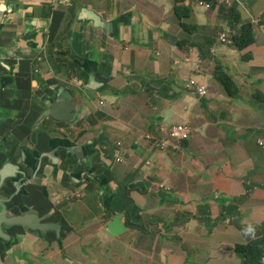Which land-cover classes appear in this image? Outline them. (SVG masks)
I'll use <instances>...</instances> for the list:
<instances>
[{
  "label": "crops",
  "instance_id": "obj_1",
  "mask_svg": "<svg viewBox=\"0 0 264 264\" xmlns=\"http://www.w3.org/2000/svg\"><path fill=\"white\" fill-rule=\"evenodd\" d=\"M65 1L6 0L0 7V59L15 67L11 73L0 65V158L4 164L11 145L25 146L35 187L25 185L24 194L34 192L38 210L43 208L40 195L47 197L49 218L63 222L59 235L12 228L13 248L7 250L0 241V264L70 262L65 249L87 229L112 219L101 212L126 221L116 234L125 249L121 264H134V251L154 238L163 251L192 257L191 264H242L236 245L252 241L264 224V163L257 143L264 136V79L259 78L264 73L255 71L264 61V0L232 1L242 21L254 25L255 43L242 51L212 46L217 27L227 23L218 13L225 0H207L212 11L198 7V0L61 4ZM72 1L74 6H66ZM178 5L193 11L185 21L174 14ZM24 10L30 16L21 26L17 18ZM54 45L67 51L66 62L53 60L49 51ZM217 66L248 87L228 96L216 80ZM36 75L45 78V85H37ZM192 78L209 87L206 98L186 88ZM59 86L82 109V144L88 151L97 149L107 165L94 178L76 163L58 177L41 166L32 175L33 139L41 130L36 106ZM180 124L192 130L181 150L161 151L147 139H159ZM61 130L46 139L44 152L76 148L74 136L66 135L70 130ZM52 140L61 144L52 147ZM13 156L14 163L21 160L19 153ZM241 180L243 189L234 196ZM72 192L81 196L71 197ZM227 206L233 209L226 212ZM248 228L254 231L246 234Z\"/></svg>",
  "mask_w": 264,
  "mask_h": 264
},
{
  "label": "water",
  "instance_id": "obj_2",
  "mask_svg": "<svg viewBox=\"0 0 264 264\" xmlns=\"http://www.w3.org/2000/svg\"><path fill=\"white\" fill-rule=\"evenodd\" d=\"M92 20H96L95 17ZM2 66L7 68L11 73L15 70V67L9 63ZM80 86L81 84H77L76 88ZM12 93L15 95L14 89H12ZM45 99H47V102L43 98L36 106L38 111L37 125H40L41 130L33 139L34 150L31 153L30 159V163H34L32 175L36 174L41 166L49 174L58 177L59 175L68 173L74 163L78 166L83 164L85 173L91 178L107 169V165L102 163L97 157V149L90 148V151H88V148L82 144L83 140L81 138L86 134V130L80 122L82 109L76 107L73 103V94L67 92L62 86H59L55 89L54 95L50 94L49 98ZM61 129L70 130L66 135L74 136V140L72 141L76 148L70 147L68 150L71 153L65 151L67 150L65 148L44 152L42 149L47 146L46 139L53 134L63 133ZM57 144H61V142L52 140V147H56ZM16 153H19L21 157L18 163H14L12 160L13 155ZM8 155L9 158L4 164H2V158H0V195H3L0 196V241L7 250H10L13 248L14 237L8 233V229L23 227L41 234L55 232L59 235L63 222L57 221L54 216L49 218L48 214L51 212V208L45 207L49 202L44 195H40L39 197L43 201L42 210L37 209V205L34 204L33 199L30 203L27 201L29 197H34V192L26 196L24 194V186H30L32 189L35 186L27 169L28 155L25 146L22 147L19 144L11 145L8 149ZM13 172L14 174L12 175ZM39 172L41 173V171ZM8 179L18 180L16 184L17 191L11 188L4 190ZM60 187L66 189L62 185ZM11 194H14L13 197H7ZM75 194L76 192H72L70 196L74 197ZM17 198L20 200L19 204H15V199ZM6 255H8V252H6Z\"/></svg>",
  "mask_w": 264,
  "mask_h": 264
},
{
  "label": "rangeland",
  "instance_id": "obj_3",
  "mask_svg": "<svg viewBox=\"0 0 264 264\" xmlns=\"http://www.w3.org/2000/svg\"><path fill=\"white\" fill-rule=\"evenodd\" d=\"M68 1L70 0H66L61 4H65ZM5 2L6 0H0V7ZM241 7L244 11L246 5L243 1H241ZM168 12V7H166L164 14L166 19L168 17ZM176 13L181 20L184 19V15L180 11H177ZM249 13L253 15L254 12L252 8L249 9ZM29 16L30 14L25 10L22 13H19L17 18L18 23L21 26H26L28 24ZM6 63H9V61L6 59H0V65H4ZM255 71L257 73H264V61L258 63ZM259 78L264 79V75H260ZM237 85L238 88H247L249 84L247 82H243L237 83ZM242 189L243 183L241 180L234 196L239 194ZM184 198V202L187 203V194L184 195ZM32 199L33 197H29L27 201L30 203L32 202ZM201 203L202 200H199L198 204ZM194 204L195 201H193L190 206H194ZM101 213L112 219L109 222H100L95 227L87 229L80 237L77 244L74 243L69 248H66L65 253L71 263L66 262L65 264H121L120 258L124 254L125 249L116 234L126 224V221L124 217L116 218L106 212ZM146 217L147 214L145 212L141 214L142 219H145ZM204 230L208 231L206 227ZM134 253L136 257L134 264H191L192 260V257H189L185 253L163 251L157 238L152 239L149 246L136 249Z\"/></svg>",
  "mask_w": 264,
  "mask_h": 264
},
{
  "label": "trees",
  "instance_id": "obj_4",
  "mask_svg": "<svg viewBox=\"0 0 264 264\" xmlns=\"http://www.w3.org/2000/svg\"><path fill=\"white\" fill-rule=\"evenodd\" d=\"M75 2L72 1L68 3L66 6L72 7L74 6ZM181 12L184 15V19L181 20L176 12ZM193 13L192 9L188 6L178 5L174 8V14L176 18L180 21H185L188 19L191 14ZM220 16L227 22L224 26H218V37L215 38L213 45L223 44L229 47H232L238 51H242L247 49L248 47L252 46L255 43V33H254V25L252 22L247 21L243 22L241 19V15L237 10V5H233L231 7L222 6L220 8ZM232 30L236 31V35L232 37ZM225 33L227 34V38L231 41L230 44H225L221 41V35ZM63 36V35H61ZM64 37V36H63ZM48 51V50H47ZM50 55L52 56L53 60L57 63H64L66 62L67 58V51H65L62 46L54 45L50 51ZM205 54L203 49H200V55L203 56ZM46 55V52H44ZM216 80L219 84L224 88L226 94L230 97H236L238 95L239 89L237 84L233 81V79L227 75L220 66H217L216 70ZM35 82L37 85H44L45 78H42L40 75H36ZM183 86L185 87V81H181ZM1 89V88H0ZM255 97H262L261 93H256ZM264 99V98H263ZM264 137V136H263ZM188 140L184 141L186 143ZM258 143V140H257ZM259 146V145H258ZM261 149L260 153V160L264 163V152ZM253 186L252 182L251 185ZM232 202H236V199H232ZM225 203V202H224ZM230 209H233L232 206H227L224 208L226 212ZM239 216V215H238ZM222 217H225L222 215ZM264 228V224L262 225ZM172 231V230H171ZM235 253L242 258L243 264H262V259L264 256V236L257 238L245 245H236L234 249Z\"/></svg>",
  "mask_w": 264,
  "mask_h": 264
},
{
  "label": "built area",
  "instance_id": "obj_5",
  "mask_svg": "<svg viewBox=\"0 0 264 264\" xmlns=\"http://www.w3.org/2000/svg\"><path fill=\"white\" fill-rule=\"evenodd\" d=\"M227 2H229V0H227ZM234 35L235 33H232V37H234ZM220 38L221 41L225 44L231 43V41L227 38V34H222ZM196 70H199V68L196 67ZM187 88L192 92L193 95L197 96L200 99L205 98L208 94L207 86L194 78L189 79L187 83ZM191 134H192V130L189 126L180 124L171 128L167 132V134H165L163 137L159 139H153L150 135L147 136V139L152 141V144L155 148L167 152L170 150H181L183 142L189 140ZM258 143L264 152V138H260ZM117 160H120L119 156ZM80 196L81 194L79 192H76V194L74 195V197H80Z\"/></svg>",
  "mask_w": 264,
  "mask_h": 264
},
{
  "label": "clouds",
  "instance_id": "obj_6",
  "mask_svg": "<svg viewBox=\"0 0 264 264\" xmlns=\"http://www.w3.org/2000/svg\"><path fill=\"white\" fill-rule=\"evenodd\" d=\"M232 1L233 0H229V2H227V0H225L224 1V3L223 4H221L220 6H219V8H218V13H219V15H220V8L222 7V6H227V7H231V6H233V3H232ZM197 6L198 7H200V8H202V9H204L205 11H212L213 9H214V5H212L210 2H208L207 0H198V2H197ZM221 17V16H220ZM222 18V17H221ZM223 19V18H222ZM232 33H235V35H236V31L235 30H232ZM223 34H225V33H223ZM234 35V36H235ZM186 61H188L189 63H190V58H186ZM200 62L199 61H197L196 62V67H198L199 68V70H200ZM224 71V70H223ZM228 75V74H227ZM194 79H196V78H194ZM196 80H198V79H196ZM188 81L189 80H187V83H188ZM199 81V80H198ZM199 82H201V81H199ZM201 83H203V82H201ZM203 84H205V83H203ZM206 85V84H205ZM207 86V85H206ZM186 88H187V84H186ZM209 87L207 86V89H208ZM223 88V87H222ZM188 89V88H187ZM189 90V89H188ZM190 91V90H189ZM208 94H209V89H208ZM208 94H207V96H208ZM206 96V97H207ZM205 97V98H206ZM260 138H264V137H260ZM259 138V139H260ZM259 141V140H258ZM258 145H259V143H258ZM249 183H247L248 185H251V181H248ZM250 187H252V186H250ZM263 227V226H262ZM254 230L252 229V228H248V229H246V234H250V233H252ZM262 236H264V228H263V231H261V232H259V233H257L255 236H253V240H255V239H257V238H260V237H262ZM252 240V241H253ZM251 242V241H250ZM239 245H245V244H239ZM235 252V251H234ZM236 254V253H235ZM237 255V254H236ZM238 256V255H237ZM241 258V257H240ZM242 259V258H241ZM242 264H243V261H242ZM262 264H264V256H263V259H262Z\"/></svg>",
  "mask_w": 264,
  "mask_h": 264
},
{
  "label": "flooded vegetation",
  "instance_id": "obj_7",
  "mask_svg": "<svg viewBox=\"0 0 264 264\" xmlns=\"http://www.w3.org/2000/svg\"><path fill=\"white\" fill-rule=\"evenodd\" d=\"M36 73H39V69L37 68L36 69ZM0 98H2V96H0ZM14 174V172L12 173V175ZM17 182H18V180L17 179H8L7 180V184H6V186H5V189L4 190H6V189H8V188H11V189H14L15 191H17V189H16V184H17ZM15 194V193H14ZM14 194H11V195H9V196H7V197H9V198H11V197H13V195ZM0 196H3V195H0ZM3 198H6V197H3ZM0 199H1V197H0ZM35 195H34V197H33V202L35 201ZM19 198H17V199H15V204H19ZM16 228H18V227H16ZM8 233L9 234H11L12 236H13V232H12V229H8ZM14 237V236H13ZM15 239V238H14ZM14 257L15 258H20L21 257V254L20 253H14Z\"/></svg>",
  "mask_w": 264,
  "mask_h": 264
}]
</instances>
